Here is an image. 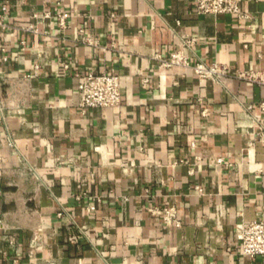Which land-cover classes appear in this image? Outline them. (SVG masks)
I'll return each instance as SVG.
<instances>
[{"label":"crops","instance_id":"crops-1","mask_svg":"<svg viewBox=\"0 0 264 264\" xmlns=\"http://www.w3.org/2000/svg\"><path fill=\"white\" fill-rule=\"evenodd\" d=\"M194 1L0 0V264H264L237 234L264 221V86L232 75L264 70V0L241 17ZM180 51L188 67L157 59ZM89 72L119 76L117 108L80 112ZM167 206L180 228L148 211Z\"/></svg>","mask_w":264,"mask_h":264},{"label":"built area","instance_id":"built-area-1","mask_svg":"<svg viewBox=\"0 0 264 264\" xmlns=\"http://www.w3.org/2000/svg\"><path fill=\"white\" fill-rule=\"evenodd\" d=\"M240 0H195L194 9L198 15H234L241 17L239 9ZM60 26H64V17L58 16ZM0 25H2L0 18ZM28 31H35L31 26ZM194 44L192 39H183L182 47L190 48ZM113 46V45H112ZM161 62V66L170 68L172 66L188 67V57L181 51L170 54L169 59L164 60L157 57ZM194 74L201 80L212 82H220L223 78L230 75L227 66L221 63H213L207 65L203 62H198L193 66ZM235 78L254 84L264 86V70L245 71L238 74H232ZM148 84V79H142V86ZM77 95L79 100V109L81 113H86L92 109H110L117 108L121 103L120 79L115 72H105L100 74L86 73L78 76ZM4 83L0 81V122L3 121V111L5 109ZM252 106H249V110ZM259 108L264 111V102L259 104ZM202 116H208V111L204 109ZM256 141L264 146V130L261 131L256 138ZM9 146L14 147L12 141H8ZM215 169L222 167H230L231 164L224 158H212L209 162ZM196 192L199 195H204L202 188L196 187ZM80 197H77L79 199ZM88 211H94V206H90ZM151 214L159 216L164 225L168 227L180 228L181 222L177 217L176 209L173 206L164 208H150ZM216 215L222 216L223 211L216 209ZM58 217L61 213L57 214ZM80 236L86 237L85 228L77 227ZM237 234L240 238L239 255L247 259H255L264 257V221L254 220L243 223L238 229ZM70 243H77V237L69 238Z\"/></svg>","mask_w":264,"mask_h":264}]
</instances>
